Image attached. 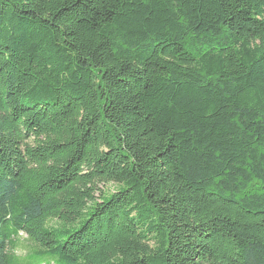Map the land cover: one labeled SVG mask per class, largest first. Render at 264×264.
<instances>
[{"label":"trees","instance_id":"16d2710c","mask_svg":"<svg viewBox=\"0 0 264 264\" xmlns=\"http://www.w3.org/2000/svg\"><path fill=\"white\" fill-rule=\"evenodd\" d=\"M0 264H264V0H0Z\"/></svg>","mask_w":264,"mask_h":264},{"label":"rangeland","instance_id":"374dc122","mask_svg":"<svg viewBox=\"0 0 264 264\" xmlns=\"http://www.w3.org/2000/svg\"><path fill=\"white\" fill-rule=\"evenodd\" d=\"M99 188L102 190V192L105 195H110L118 190V186L115 184H107V185H100ZM24 245H26V242H23Z\"/></svg>","mask_w":264,"mask_h":264},{"label":"clouds","instance_id":"9594fccd","mask_svg":"<svg viewBox=\"0 0 264 264\" xmlns=\"http://www.w3.org/2000/svg\"><path fill=\"white\" fill-rule=\"evenodd\" d=\"M25 234L21 233V236H24Z\"/></svg>","mask_w":264,"mask_h":264}]
</instances>
